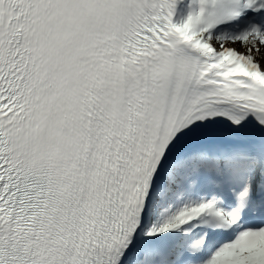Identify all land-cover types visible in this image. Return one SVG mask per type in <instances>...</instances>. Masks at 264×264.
I'll list each match as a JSON object with an SVG mask.
<instances>
[{
    "label": "snow or ice",
    "instance_id": "1",
    "mask_svg": "<svg viewBox=\"0 0 264 264\" xmlns=\"http://www.w3.org/2000/svg\"><path fill=\"white\" fill-rule=\"evenodd\" d=\"M0 264H264V0H0Z\"/></svg>",
    "mask_w": 264,
    "mask_h": 264
},
{
    "label": "rangeland",
    "instance_id": "2",
    "mask_svg": "<svg viewBox=\"0 0 264 264\" xmlns=\"http://www.w3.org/2000/svg\"><path fill=\"white\" fill-rule=\"evenodd\" d=\"M239 50H240L241 52H243V51H244V49H243V48H240Z\"/></svg>",
    "mask_w": 264,
    "mask_h": 264
}]
</instances>
